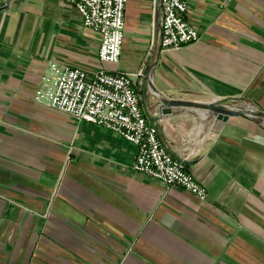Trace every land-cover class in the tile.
I'll return each mask as SVG.
<instances>
[{"label": "crops", "instance_id": "0c3cea01", "mask_svg": "<svg viewBox=\"0 0 264 264\" xmlns=\"http://www.w3.org/2000/svg\"><path fill=\"white\" fill-rule=\"evenodd\" d=\"M184 18L198 40L165 50L155 0H127L110 63L70 5L0 9V264H264V119L158 103L264 112V0H188ZM52 61L143 67L140 106L206 199L134 170L127 139L37 101Z\"/></svg>", "mask_w": 264, "mask_h": 264}, {"label": "built area", "instance_id": "2783aa9c", "mask_svg": "<svg viewBox=\"0 0 264 264\" xmlns=\"http://www.w3.org/2000/svg\"><path fill=\"white\" fill-rule=\"evenodd\" d=\"M72 6L82 24L100 39L99 62L117 63L123 39L124 9L127 0H58ZM3 0H0V4ZM161 11L159 44L177 49L198 40L199 33L184 18L188 0H155ZM34 98L66 112L77 121H87L109 129L137 147L134 170L161 181L166 187L179 186L199 201L206 189L185 169L182 160L172 156L159 139L156 125L140 106L138 90L143 67L135 72L105 70L99 66L86 70L50 62Z\"/></svg>", "mask_w": 264, "mask_h": 264}, {"label": "water", "instance_id": "95a60500", "mask_svg": "<svg viewBox=\"0 0 264 264\" xmlns=\"http://www.w3.org/2000/svg\"><path fill=\"white\" fill-rule=\"evenodd\" d=\"M10 0H4L0 4V9L6 7L9 4ZM158 103L160 104V113L167 114L172 112V107L175 106H192L205 109L207 112L214 115V117L219 121H226L229 116H244V117H256L264 119V112L255 109L242 110L235 109L226 105L225 103L218 101H210L208 103H196V102H187L179 99H166L159 98Z\"/></svg>", "mask_w": 264, "mask_h": 264}, {"label": "rangeland", "instance_id": "374dc122", "mask_svg": "<svg viewBox=\"0 0 264 264\" xmlns=\"http://www.w3.org/2000/svg\"><path fill=\"white\" fill-rule=\"evenodd\" d=\"M244 110H248V109H244Z\"/></svg>", "mask_w": 264, "mask_h": 264}]
</instances>
